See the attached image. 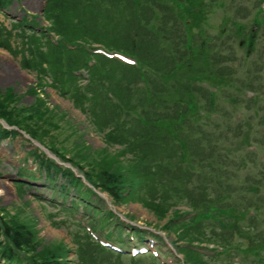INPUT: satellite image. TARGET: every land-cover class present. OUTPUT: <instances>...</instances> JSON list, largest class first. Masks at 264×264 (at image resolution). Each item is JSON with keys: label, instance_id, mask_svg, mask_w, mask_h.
I'll return each mask as SVG.
<instances>
[{"label": "rangeland", "instance_id": "374dc122", "mask_svg": "<svg viewBox=\"0 0 264 264\" xmlns=\"http://www.w3.org/2000/svg\"><path fill=\"white\" fill-rule=\"evenodd\" d=\"M190 1L11 0L0 13V111L14 115L0 117V216L33 232L36 258L179 264L182 253L186 264H264V0ZM60 36L79 48L55 44ZM89 43L156 73L97 56L89 65ZM25 110L40 112L31 126L44 140L25 130ZM133 112L140 123L128 122ZM253 136L255 152L243 143ZM40 159L70 164L59 167L82 177L87 204L75 211L76 198L61 193L67 181L47 178ZM103 172L120 201L96 186ZM83 209L97 240L126 245L127 231L156 233L158 258L102 247L77 219ZM185 242L204 252L172 247ZM217 247L226 250L211 255ZM22 252L25 264L50 261Z\"/></svg>", "mask_w": 264, "mask_h": 264}, {"label": "trees", "instance_id": "16d2710c", "mask_svg": "<svg viewBox=\"0 0 264 264\" xmlns=\"http://www.w3.org/2000/svg\"><path fill=\"white\" fill-rule=\"evenodd\" d=\"M10 3V0H0V10L3 7H6ZM28 111V110H25ZM29 114L26 118L25 123V130H28L29 133L33 136H40L42 137V140H44V132L38 127L39 124L34 123V127L31 126L32 120L37 116H40V112L28 111ZM3 116H9L11 120L9 119L8 122L11 123L12 119L14 118V115L10 110H4L0 111V117ZM8 132L6 130H2L0 127V138L6 137ZM41 165L44 167V169L48 172L49 170L53 171H60L67 179L71 180L73 183H80V179L75 177L73 173L69 169L61 170L59 167H57L55 164H53L48 159H41ZM78 164V163H77ZM81 167V166H80ZM94 175H96L94 173ZM85 176H88L85 174ZM97 176V175H96ZM105 176L103 179V182L101 184H96V186L101 187L103 190L107 191L109 195L112 196L117 201H120L118 186L116 185L117 181L115 180L112 173L103 172L100 174V178ZM89 177V176H88ZM87 177V178H88ZM93 178V177H92ZM91 179L90 177L88 178ZM3 236V238H2ZM2 238V239H1ZM35 242H34V234L32 231L27 229L25 225L16 223L15 221H12L11 219H4L2 216H0V256L5 259L7 263H14V262H21L23 259L19 256L20 252L23 250L28 253L31 259H44L49 258L50 261L47 264H57L55 261V256H52L51 254H46V256L42 258H36L35 255ZM23 253V252H22ZM190 253V251H189ZM25 254V253H24ZM189 256V255H188ZM190 258V257H189Z\"/></svg>", "mask_w": 264, "mask_h": 264}]
</instances>
